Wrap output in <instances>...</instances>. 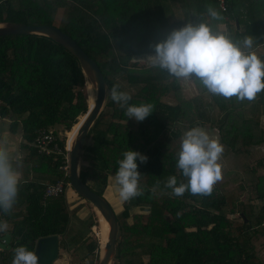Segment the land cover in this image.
<instances>
[{
	"label": "trees",
	"instance_id": "16d2710c",
	"mask_svg": "<svg viewBox=\"0 0 264 264\" xmlns=\"http://www.w3.org/2000/svg\"><path fill=\"white\" fill-rule=\"evenodd\" d=\"M224 4L225 9L217 0H0V21L55 25L57 10L65 8L58 27L97 63L106 80V100L83 144L80 178L103 195L123 152L148 157L147 163L137 160L143 194L121 203L116 213L114 264H264L255 246L264 234V155L250 168L253 182L246 199L242 195L248 188L235 176L216 182L210 195L186 191L174 196L165 187L173 175L178 184L187 182L176 158L180 137L189 128L213 132L231 159L264 150V91L241 102L209 93L191 76L195 90L186 96L184 78L150 67L148 59L143 66L132 64L134 57L153 55L152 46L172 30L202 21L233 41L253 37L251 51L264 60V0ZM208 5L221 13V20L207 16ZM113 85L131 95L130 104L152 103L153 112L142 122L128 118L109 95ZM85 88L78 59L52 38L0 35V119L9 120V132L21 135L20 148L28 152L20 161L26 180L20 182L16 203L9 213L1 211L7 230L0 235L10 232L11 247L0 263L12 264L18 246L34 252L38 238L64 235L78 209H69L65 192L43 198L45 180L69 179L60 168L62 157L38 153L32 141L39 128L52 127L63 147L67 132L90 105ZM67 239L77 247L86 238L73 234ZM98 244L99 238L84 247L92 252Z\"/></svg>",
	"mask_w": 264,
	"mask_h": 264
},
{
	"label": "clouds",
	"instance_id": "9594fccd",
	"mask_svg": "<svg viewBox=\"0 0 264 264\" xmlns=\"http://www.w3.org/2000/svg\"><path fill=\"white\" fill-rule=\"evenodd\" d=\"M211 20L222 16L213 6L206 8ZM254 39L245 36L233 41L224 30L213 29L207 21L198 24L186 23L169 32L165 39L152 47L154 54L148 57L150 67L166 70L176 78H198L199 83L213 95L224 98L235 96L238 101H253L264 91V60L254 51ZM113 102L125 110L128 118L137 122L145 120L154 110L150 102L130 104L128 92L120 91L119 85L109 90ZM224 147L218 138L210 136L202 127L187 129L180 137L176 167L187 182L178 184L176 176H169L165 187L172 195L183 196L188 191L193 195H210L216 182L222 179L219 160ZM115 175L113 187L121 203L142 195L137 160L147 163L148 157L138 151L123 152ZM21 157L11 138L0 133V211L9 213L16 203L19 185ZM7 230L6 222L0 223V232ZM12 264H38L34 252L21 245L15 248Z\"/></svg>",
	"mask_w": 264,
	"mask_h": 264
},
{
	"label": "water",
	"instance_id": "95a60500",
	"mask_svg": "<svg viewBox=\"0 0 264 264\" xmlns=\"http://www.w3.org/2000/svg\"><path fill=\"white\" fill-rule=\"evenodd\" d=\"M41 34L48 36L69 50L77 59L86 77L88 84L92 85L94 101L88 105L86 112L77 129L76 136L69 149L68 183L70 187L85 200H88L98 209L108 222L107 240L104 252L99 254L96 264H110L116 251V237L118 224L116 212L104 195L90 188L79 176L80 159L86 134L92 123L103 108L106 100L107 83L97 63L86 51L66 32L54 24H27L13 21H0V35L8 34ZM11 235L5 233L0 236V247L10 249ZM59 237L57 234L43 236L37 239L34 254L38 257V264H53L59 255Z\"/></svg>",
	"mask_w": 264,
	"mask_h": 264
},
{
	"label": "rangeland",
	"instance_id": "374dc122",
	"mask_svg": "<svg viewBox=\"0 0 264 264\" xmlns=\"http://www.w3.org/2000/svg\"><path fill=\"white\" fill-rule=\"evenodd\" d=\"M64 14H65V8H59L57 10L55 16V25L60 27ZM147 59H148L147 56L134 57L132 64L137 66H143L146 64ZM181 83L183 85L184 93L186 96L194 92L193 90L195 89L193 87L192 82L189 81V79H181ZM91 89H93L92 85L88 84V82L86 81V88H85L86 95L88 91H91ZM262 120H264V115H262ZM207 131L209 132L210 136L217 138L213 132H210V130ZM261 155H264L263 149L253 150L249 155H240L235 159H231L228 156L222 154L219 160V163L221 165L222 178L235 176L238 178L236 182L237 184L243 182L247 186L248 188L247 192L242 195L244 199L248 197V193H251L250 186L251 183L253 182L252 180L253 175L250 173V168L256 162L257 157ZM111 177H113V175ZM111 177L109 178V181L111 182L110 184H112ZM102 190H103V195L107 197L108 200H110L109 202L110 205L113 207L114 204H116L117 207L114 206L115 208L114 210L116 213H118L122 209V207H121V202L118 199V195L115 192L113 185H111V187H108L107 190L105 189ZM71 193H73V196L77 201H81V206L83 209L84 207L87 208L88 210L87 213L91 216V219L87 221V223L89 224H86V226L83 227L84 230H86V232L82 235V237L85 236L86 238L83 243L79 244L77 247L70 245L69 244L70 242L67 239L68 237H66V235L64 234L62 236V240L60 239L59 241L60 247L62 245L63 248L67 250V252L70 251V253L69 252L68 253L72 255V259H71L72 264H96L99 256V244L98 247L92 252H88L87 249H85L84 245H86L87 241L90 240L98 242L97 233L100 225L98 215L94 209L93 204L81 198L72 188H71ZM253 202L257 206H259L261 203V201L258 200H255ZM133 210L136 211L139 209L134 208ZM59 251H61V248ZM110 264H114L113 258Z\"/></svg>",
	"mask_w": 264,
	"mask_h": 264
},
{
	"label": "crops",
	"instance_id": "0c3cea01",
	"mask_svg": "<svg viewBox=\"0 0 264 264\" xmlns=\"http://www.w3.org/2000/svg\"><path fill=\"white\" fill-rule=\"evenodd\" d=\"M8 124H9V120L7 118L0 119V133H6L11 138L14 145L16 146V150L18 151V153L21 157V160H23L28 155V152L25 149L20 148V142L22 141L21 135L19 133H15V134L10 133L8 130ZM20 173H21V182L25 181L26 175H25L24 171L20 170ZM44 182L47 183L48 181L45 180ZM108 187H111V184L106 186L104 189L107 190ZM65 194H66V199H67L69 209L78 207V209L75 211V213H72L70 215L69 224H68V228H67L65 235H66V237H69L70 235H73V234H79L82 236L86 232V230H84L83 227L86 226V224H89V223H87V221L91 219V216L87 213V211H88L87 208H85V207H84V209L82 208L81 201H77L74 198L73 193H71V188L67 189ZM107 200H108V198H107ZM108 201L110 202V200H108ZM114 206L117 207L116 204H114ZM113 209H115V208H113ZM5 233H7V232H5ZM8 233H10V232H8ZM62 236L63 235H58L59 241H60V239L62 240ZM83 237H85V236H83ZM70 245H72V244H70ZM255 246H256V250H259L264 256V234H260L258 236V238L255 241ZM60 248H61V251H58L59 255H58L57 259L54 260L53 264H69V263L72 264V262H71L72 255L69 254L70 251H68L69 252L68 253L67 250L65 248H63L62 245L60 247V244H59V250H60ZM5 250H7V249H4V251ZM70 250H72V249H70Z\"/></svg>",
	"mask_w": 264,
	"mask_h": 264
},
{
	"label": "built area",
	"instance_id": "2783aa9c",
	"mask_svg": "<svg viewBox=\"0 0 264 264\" xmlns=\"http://www.w3.org/2000/svg\"><path fill=\"white\" fill-rule=\"evenodd\" d=\"M219 5L222 9H225L224 0H217ZM57 136L55 135V130L52 127H41L37 131L32 145L35 146L38 153L41 154H54L60 155L62 157V163L60 168L64 172V176L68 175L69 172V149L67 143V134L65 138L64 146H60L59 142L57 141ZM71 188L69 183L65 182L63 178L55 182H47L44 186L43 190V198L51 195H57L60 193L65 192L66 190ZM2 218V212L0 211V219ZM4 253V249L0 247V256ZM5 264V263H1Z\"/></svg>",
	"mask_w": 264,
	"mask_h": 264
},
{
	"label": "bare ground",
	"instance_id": "6f19581e",
	"mask_svg": "<svg viewBox=\"0 0 264 264\" xmlns=\"http://www.w3.org/2000/svg\"><path fill=\"white\" fill-rule=\"evenodd\" d=\"M90 97H91V100H90V105L93 103L94 101V91L93 89H91L90 91ZM84 116V115H83ZM83 116L81 117V119L75 123V126L74 128L71 130L70 134H69V131L67 132V143H68V146L70 147L75 136H76V133H77V129H78V126L80 124V121L82 120ZM69 134V136H68ZM97 215H98V219H99V222H100V225H99V230H98V238H99V254L102 255L103 252H104V244L107 240V234H108V222L103 218V216L100 214V212L98 211V209H96L94 207ZM117 209V208H116ZM2 248V247H1Z\"/></svg>",
	"mask_w": 264,
	"mask_h": 264
}]
</instances>
